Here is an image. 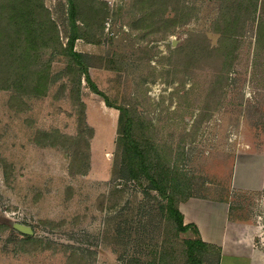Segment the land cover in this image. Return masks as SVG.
<instances>
[{
    "label": "rangeland",
    "instance_id": "rangeland-1",
    "mask_svg": "<svg viewBox=\"0 0 264 264\" xmlns=\"http://www.w3.org/2000/svg\"><path fill=\"white\" fill-rule=\"evenodd\" d=\"M96 1L107 8L96 27L100 43L75 45L94 83L130 108L197 196L227 203L231 218L260 228L257 264H264V42L257 38L264 0L254 14L245 0H175L165 13L136 0ZM44 4L66 46L68 0ZM227 19L238 20L229 60L217 53ZM65 66L58 57L53 71ZM67 81L41 98L0 89V264H149L166 244L183 264L184 241L197 235H176L158 192L121 175L119 110L84 77L79 96L93 136L73 148L89 157L88 168L84 157L73 163L72 143L53 146L41 136L78 134L81 108L71 88L61 90ZM215 256L210 251L205 264Z\"/></svg>",
    "mask_w": 264,
    "mask_h": 264
},
{
    "label": "trees",
    "instance_id": "trees-1",
    "mask_svg": "<svg viewBox=\"0 0 264 264\" xmlns=\"http://www.w3.org/2000/svg\"><path fill=\"white\" fill-rule=\"evenodd\" d=\"M87 3H86V2ZM145 4L144 9L162 7L164 13L175 0H136ZM251 13H256L260 0H245ZM242 3H245L241 1ZM248 9L247 7H244ZM242 6L240 5L239 13ZM89 13L85 17V11ZM160 12V10H159ZM157 13H152L154 15ZM149 16V22L151 20ZM107 16L106 3L96 0H68L69 34L66 46L61 41L60 30L51 18L49 10L45 7L44 0H0V89L13 88L18 95H28L35 98L46 97L50 89L64 77L66 83L61 84V90L70 92L75 104L81 108L79 131L76 137L68 138L57 130L52 133L44 132L41 136L51 139L53 146H66L72 143L69 151L73 155L75 164L81 165L84 157L88 168L89 157L76 150L73 145H79L85 135L93 136V130L84 126V106L80 102L82 78L93 92L101 95L109 107L119 110L117 145L120 150V173L123 177L148 182V189L158 192L165 204L162 211L170 229L176 235L195 232L196 238L184 241L183 264H205L210 251L215 259L213 264H220L221 249L205 243L194 225L186 224L180 204L187 202L192 197H199L194 193V183L179 169L173 168L170 159L153 143L152 138L138 126L129 107L116 106L101 92L94 83L87 63V56L75 50L78 39L83 38L89 43H100L96 37V27H101ZM143 18L141 21H144ZM82 22L80 24L79 22ZM236 21L227 19L224 31L220 32L219 48L217 53L225 59L234 54L236 44ZM258 40L264 42V19L258 20ZM44 53V54H43ZM47 59H44V56ZM58 57L66 61L65 68L59 73L53 71V63ZM75 97V98H74ZM84 126V127H83ZM86 128V129H85ZM139 128V131H138ZM87 147L89 143L86 142ZM75 147V146H74ZM80 172V171H79ZM28 237L27 240H31ZM167 246V247H166ZM149 264H175V257L171 247L167 244L157 252Z\"/></svg>",
    "mask_w": 264,
    "mask_h": 264
},
{
    "label": "crops",
    "instance_id": "crops-1",
    "mask_svg": "<svg viewBox=\"0 0 264 264\" xmlns=\"http://www.w3.org/2000/svg\"><path fill=\"white\" fill-rule=\"evenodd\" d=\"M185 223L199 230L201 239L221 249L220 264H257L259 251L256 238L260 228L231 218L227 203L192 197L180 204ZM264 242V239H263Z\"/></svg>",
    "mask_w": 264,
    "mask_h": 264
},
{
    "label": "water",
    "instance_id": "water-1",
    "mask_svg": "<svg viewBox=\"0 0 264 264\" xmlns=\"http://www.w3.org/2000/svg\"><path fill=\"white\" fill-rule=\"evenodd\" d=\"M173 44L176 45L175 42ZM14 226L18 231L25 233L26 235H32L33 234V230L30 227H27V226L21 225V224H15Z\"/></svg>",
    "mask_w": 264,
    "mask_h": 264
}]
</instances>
